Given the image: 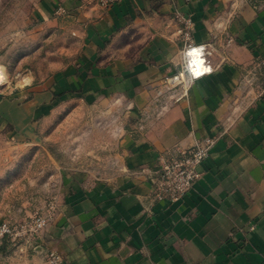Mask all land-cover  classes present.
Segmentation results:
<instances>
[{"label":"crops","instance_id":"obj_1","mask_svg":"<svg viewBox=\"0 0 264 264\" xmlns=\"http://www.w3.org/2000/svg\"><path fill=\"white\" fill-rule=\"evenodd\" d=\"M36 15L40 33L60 34L68 60L3 93L0 142L40 143L58 114L85 108L97 112L87 123L102 157L61 168L54 218L0 264H45L48 252L63 264H264V98L254 68L264 0H42ZM177 16L191 20L190 44L205 48L211 72L172 103L166 79L181 72L188 45ZM207 137L215 145L187 196L155 200L158 157Z\"/></svg>","mask_w":264,"mask_h":264},{"label":"rangeland","instance_id":"obj_2","mask_svg":"<svg viewBox=\"0 0 264 264\" xmlns=\"http://www.w3.org/2000/svg\"><path fill=\"white\" fill-rule=\"evenodd\" d=\"M41 1L0 0L2 94L22 84L30 73L37 79L45 77L68 60L61 53L58 32L54 33L56 37H50L49 29H42L40 33V18L36 12ZM95 113L85 108L62 111L37 144L18 146L0 142V226L6 224L15 228L31 221L48 203L57 204L55 179L61 168L80 163L84 158L101 162L102 156L97 152L101 150L100 145L103 146L102 140L98 134L90 139V123H87ZM103 125L95 124L96 133L103 130ZM113 125L108 124V129L116 130ZM89 147L94 150V156L84 154L83 149ZM22 243L23 238L4 236L0 247L4 245L6 249L0 252V257L16 251Z\"/></svg>","mask_w":264,"mask_h":264},{"label":"built area","instance_id":"obj_3","mask_svg":"<svg viewBox=\"0 0 264 264\" xmlns=\"http://www.w3.org/2000/svg\"><path fill=\"white\" fill-rule=\"evenodd\" d=\"M123 0H95L101 7L120 3ZM65 14L62 8H57L55 15ZM181 23L180 30L184 39L188 42L187 48L182 52V70L175 76L166 79V91L169 92V101L176 103L187 95L189 86L195 80L209 74L210 66L206 62V50L204 47H194L190 44L192 22L189 18L177 16ZM231 41V40H230ZM187 67V71H185ZM255 70H259L260 80L257 86L256 98H264V57L254 64ZM193 69L198 70V74ZM168 103L161 106L159 115L168 109ZM215 138L207 137L199 140L188 149L177 150L175 153L162 154L158 157V167L155 176L150 179L152 196L155 200H166L174 203L184 199L191 190L193 184L200 178L199 166L209 157L211 149L215 145ZM57 204L48 203L41 213L29 222H24L15 228L6 224L0 226V239L9 235L12 239L23 238L24 243H31L43 232L52 221L56 213ZM45 264H63L62 258L53 252L45 255Z\"/></svg>","mask_w":264,"mask_h":264},{"label":"trees","instance_id":"obj_4","mask_svg":"<svg viewBox=\"0 0 264 264\" xmlns=\"http://www.w3.org/2000/svg\"><path fill=\"white\" fill-rule=\"evenodd\" d=\"M5 249H6V248H5V246H4V245H3V246H1V247H0V252H1V251H5Z\"/></svg>","mask_w":264,"mask_h":264},{"label":"bare ground","instance_id":"obj_5","mask_svg":"<svg viewBox=\"0 0 264 264\" xmlns=\"http://www.w3.org/2000/svg\"><path fill=\"white\" fill-rule=\"evenodd\" d=\"M3 71L2 70H0V79L2 78L3 79V77H1V76H3Z\"/></svg>","mask_w":264,"mask_h":264},{"label":"clouds","instance_id":"obj_6","mask_svg":"<svg viewBox=\"0 0 264 264\" xmlns=\"http://www.w3.org/2000/svg\"><path fill=\"white\" fill-rule=\"evenodd\" d=\"M193 70L196 71L197 74H198V70L197 69H193ZM185 71H187V67H185Z\"/></svg>","mask_w":264,"mask_h":264},{"label":"water","instance_id":"obj_7","mask_svg":"<svg viewBox=\"0 0 264 264\" xmlns=\"http://www.w3.org/2000/svg\"><path fill=\"white\" fill-rule=\"evenodd\" d=\"M3 97V94L2 93H0V99Z\"/></svg>","mask_w":264,"mask_h":264}]
</instances>
